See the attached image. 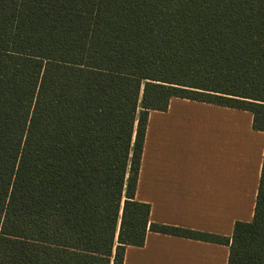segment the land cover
<instances>
[{
  "label": "trees",
  "instance_id": "16d2710c",
  "mask_svg": "<svg viewBox=\"0 0 264 264\" xmlns=\"http://www.w3.org/2000/svg\"><path fill=\"white\" fill-rule=\"evenodd\" d=\"M173 97L264 132V0H0V264H123L148 231L264 264V157L230 238L135 199L148 113Z\"/></svg>",
  "mask_w": 264,
  "mask_h": 264
},
{
  "label": "crops",
  "instance_id": "0c3cea01",
  "mask_svg": "<svg viewBox=\"0 0 264 264\" xmlns=\"http://www.w3.org/2000/svg\"><path fill=\"white\" fill-rule=\"evenodd\" d=\"M263 157L250 112L173 97L148 113L135 199L152 223L230 238L253 220ZM123 264H230L229 246L148 231Z\"/></svg>",
  "mask_w": 264,
  "mask_h": 264
}]
</instances>
